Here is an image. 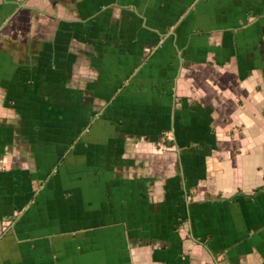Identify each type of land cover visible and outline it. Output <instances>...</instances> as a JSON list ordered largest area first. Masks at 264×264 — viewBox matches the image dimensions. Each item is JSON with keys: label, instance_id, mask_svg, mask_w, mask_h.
I'll return each mask as SVG.
<instances>
[{"label": "crops", "instance_id": "0c3cea01", "mask_svg": "<svg viewBox=\"0 0 264 264\" xmlns=\"http://www.w3.org/2000/svg\"><path fill=\"white\" fill-rule=\"evenodd\" d=\"M0 264H264V0H0Z\"/></svg>", "mask_w": 264, "mask_h": 264}, {"label": "rangeland", "instance_id": "374dc122", "mask_svg": "<svg viewBox=\"0 0 264 264\" xmlns=\"http://www.w3.org/2000/svg\"><path fill=\"white\" fill-rule=\"evenodd\" d=\"M132 218H135L134 216Z\"/></svg>", "mask_w": 264, "mask_h": 264}]
</instances>
